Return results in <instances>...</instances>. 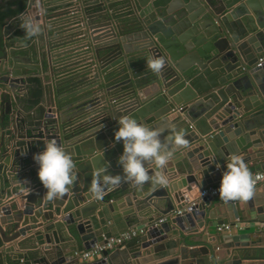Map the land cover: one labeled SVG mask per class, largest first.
<instances>
[{
  "label": "water",
  "instance_id": "obj_1",
  "mask_svg": "<svg viewBox=\"0 0 264 264\" xmlns=\"http://www.w3.org/2000/svg\"><path fill=\"white\" fill-rule=\"evenodd\" d=\"M26 17L38 34L26 36ZM150 57L164 59L159 73L147 68ZM33 74L39 81H28ZM120 115L161 130L178 165L146 168L167 184L137 187L123 175V146L114 139ZM2 125L0 264H136L147 254L157 264L264 258V245L219 235L193 248L187 234L195 219L206 229L213 220L264 223V192L255 189L246 202L206 196L189 205L221 179L232 154L245 164L264 158V0H28L18 21L0 22ZM173 126L187 147L170 143ZM50 140L65 148L76 175L54 200L33 160ZM248 168L264 169V162ZM115 174L119 184L105 183ZM92 184L101 186V199L90 194ZM134 202L149 217L146 233L78 261L111 227L130 221Z\"/></svg>",
  "mask_w": 264,
  "mask_h": 264
},
{
  "label": "clouds",
  "instance_id": "obj_2",
  "mask_svg": "<svg viewBox=\"0 0 264 264\" xmlns=\"http://www.w3.org/2000/svg\"><path fill=\"white\" fill-rule=\"evenodd\" d=\"M21 27L29 37L40 32V26L31 17L24 18ZM164 63L162 57H150L146 61V66L153 73H159ZM160 134V129L145 126L133 117L119 116L118 127L114 131V139L122 142L123 146L118 163L123 175L134 186L142 187L146 182L157 185L169 182L167 176L160 172L150 175L146 168L148 163H152L156 169H163L170 159L171 154L162 143ZM168 139L174 146L187 147L188 142L182 129L178 130L173 126ZM33 160L38 165L37 176L49 200L63 196L76 180L71 157L55 140H50L41 151L34 153ZM120 180L119 174L109 175L105 183L119 184ZM255 184L256 181L242 157L232 154L227 158L217 191L224 201L246 202L253 197ZM89 191L95 199H101L103 196L99 184L90 185Z\"/></svg>",
  "mask_w": 264,
  "mask_h": 264
},
{
  "label": "crops",
  "instance_id": "obj_3",
  "mask_svg": "<svg viewBox=\"0 0 264 264\" xmlns=\"http://www.w3.org/2000/svg\"><path fill=\"white\" fill-rule=\"evenodd\" d=\"M20 14L17 17L8 18L7 20H4V22H2V23L10 22L13 19H16L18 21ZM28 15L31 16V14H28ZM24 72H31V71L25 69ZM28 81L29 82L39 81V77H37L36 74H33L32 77L28 78ZM22 113L25 114V112H23V111H22ZM6 128L7 127L5 125L0 126V138L2 137V133L6 130ZM261 149H264V148L262 147ZM254 150H255V148H251V149H249L248 152H253ZM261 162H264V158L249 162L248 164H246V166L247 167L253 166V165L261 163ZM11 164H12V161L9 164V168L12 167ZM166 165H167V167L171 168V167H176V165H178V164L172 162V159L170 157V159L168 160ZM255 171H257V170H255ZM252 172H254V171H251L250 173H252ZM217 177H219V176H217ZM218 181H220V180H218ZM207 186H209V185H207ZM254 189L256 191H259V192H264V182L259 183L257 186H255ZM2 190H3V188L0 187V194H1ZM142 192H143V194H145L143 190H142ZM196 192H197V190H196ZM193 193H195V191ZM110 196H111V198H113V197H115V194H111ZM192 196L193 195H191L190 197H192ZM195 196H196L195 202L196 203L201 202L202 197H198L197 193L194 194V197ZM215 197H217V196H215ZM184 204H186V201L184 202ZM133 206H134V209L136 211V214L130 213L132 217H130L129 222L123 218V221H124L123 223H120L117 226L114 225V227H111L109 230H112V235H118L122 232H126L128 230H133V229L139 230L140 228H147V229L149 228V222H146L149 217L145 216V213L143 212V210H138V207L136 206L135 202H134ZM161 206L164 207V205H161ZM125 208H127V207H125ZM175 211H172L169 214L170 217H174L175 214L173 215L172 213H174ZM165 218H167V216H165ZM239 222H240V226L237 229H233V230H229V231H225V232H220L217 230V226L220 225L217 220L211 221V225H212L211 228L206 229V227H199L198 226L199 224H197V220L195 219L194 223L196 225L192 226V228L196 227L197 230L194 229V231H187V234H191V237L188 239V242L191 245H193V248H196V246L205 247V245L207 243H210V244L215 243L216 242L215 239H218L219 235H223V237L226 240H230L233 237H237L240 240H245L247 242L249 241V242H251L250 246L253 247L254 249L259 247V246L262 247L264 245V233H262L264 230V223H252V222H248V221H246V222L245 221H239ZM107 225L111 226L112 223H108ZM145 233L139 234L138 236L144 235ZM133 240H134V238L127 240V242H131ZM131 247H134V246H131ZM131 247L128 249V251L135 249V248H131ZM252 252H253L254 256L256 254H258V256H259V253H262V252L256 251V250H254ZM152 256H153V254H147L144 256L146 258V260L149 259L147 262L142 257H139V258H136L133 260L138 261V263H136V264H157L158 262H160L161 259L156 260ZM96 257L85 260V259L81 258L80 254L78 253V261H81V262L82 261H84V262L93 261L96 259ZM201 257H204V254L202 252H200V254L196 258H201ZM242 262H243V264H264V258L244 259Z\"/></svg>",
  "mask_w": 264,
  "mask_h": 264
},
{
  "label": "built area",
  "instance_id": "obj_4",
  "mask_svg": "<svg viewBox=\"0 0 264 264\" xmlns=\"http://www.w3.org/2000/svg\"><path fill=\"white\" fill-rule=\"evenodd\" d=\"M259 63L258 65H260ZM253 179L256 181L255 186H257L259 183L264 182V169H260L257 171H254L250 173ZM219 182L209 185L201 189L199 193V197H215L218 196V186ZM194 201L190 202L189 205H194L196 202ZM182 211L180 209L176 210L174 214H180ZM170 216V215H169ZM166 218L163 217L159 219V222H163ZM240 226V222L236 221L234 223H223L217 226V230L220 232H225L233 229H237ZM147 228H140L139 230L133 229V230H128L126 232H122L118 235H110L108 237H105V239L101 242L95 243L93 246H91L89 249L83 250L80 253L81 258L83 259H91L95 258L96 256L99 257L104 250H110L113 251L118 248H122L124 244L127 242V240H130L132 238L137 237L139 234L145 233Z\"/></svg>",
  "mask_w": 264,
  "mask_h": 264
},
{
  "label": "trees",
  "instance_id": "obj_5",
  "mask_svg": "<svg viewBox=\"0 0 264 264\" xmlns=\"http://www.w3.org/2000/svg\"><path fill=\"white\" fill-rule=\"evenodd\" d=\"M28 0H0V22L17 17L24 11Z\"/></svg>",
  "mask_w": 264,
  "mask_h": 264
}]
</instances>
